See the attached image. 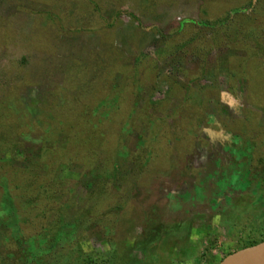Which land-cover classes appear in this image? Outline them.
I'll use <instances>...</instances> for the list:
<instances>
[{
	"label": "rangeland",
	"instance_id": "rangeland-1",
	"mask_svg": "<svg viewBox=\"0 0 264 264\" xmlns=\"http://www.w3.org/2000/svg\"><path fill=\"white\" fill-rule=\"evenodd\" d=\"M263 228L264 0H0V264H218Z\"/></svg>",
	"mask_w": 264,
	"mask_h": 264
},
{
	"label": "trees",
	"instance_id": "trees-1",
	"mask_svg": "<svg viewBox=\"0 0 264 264\" xmlns=\"http://www.w3.org/2000/svg\"><path fill=\"white\" fill-rule=\"evenodd\" d=\"M250 6H252V4H250ZM219 26H222V25L219 24ZM155 56L158 57L159 56L158 53H156ZM118 68H119V66H118ZM152 109L153 108H151L150 110H152ZM150 110H148V111L152 112ZM148 111L146 110V113H149ZM150 115H152V114L146 115V118L149 117V119L153 120L155 122V124H157L159 122L162 125H164V122H165V118L164 117H163V119H164V122H163L162 120H160V119H158L156 117L151 118ZM91 153H93V154L91 155ZM89 154L91 156L94 155L96 157V152H89ZM115 155H116V157L118 159H121L120 158L121 156H119L120 154L117 155V153H115ZM91 161L92 160H90L89 162H91ZM95 163H98V164H96V165L95 164L94 165L87 164L86 168L95 167L97 169V168H99L101 166L99 162H95ZM118 166H119V164L117 163V167ZM92 168H91V170L94 171V169H92ZM119 173H121V172H119ZM94 177L95 176H91L90 178H94ZM63 212H64V210L63 211L60 210L59 207L58 208H54V209L51 210V213H50V215H51L50 228L48 230H46V231L43 230L44 232H42V234L40 235L41 238H39L41 240V242L43 243V245H44V253H46L44 255H47V253L50 250L52 251V248L54 246H56V244L59 243V241L63 240L64 235H66V231H67V227L68 226L61 222V220H62L61 218H63V216H64ZM47 221L48 220L46 219V222ZM263 241H264V228L256 236H254L253 238L249 237L247 240H245L241 244H239V242H238L236 244V246H235V250H231L229 253L226 254V256L231 254L232 252H235L237 250H240V249H243V248H246V247L253 246V245L258 244V243L263 242ZM38 245H39V243L36 242V246H38Z\"/></svg>",
	"mask_w": 264,
	"mask_h": 264
},
{
	"label": "water",
	"instance_id": "water-1",
	"mask_svg": "<svg viewBox=\"0 0 264 264\" xmlns=\"http://www.w3.org/2000/svg\"><path fill=\"white\" fill-rule=\"evenodd\" d=\"M218 264H264V241L232 252Z\"/></svg>",
	"mask_w": 264,
	"mask_h": 264
}]
</instances>
